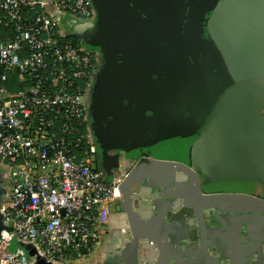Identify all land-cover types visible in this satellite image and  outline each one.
Returning a JSON list of instances; mask_svg holds the SVG:
<instances>
[{"label": "built area", "instance_id": "built-area-1", "mask_svg": "<svg viewBox=\"0 0 264 264\" xmlns=\"http://www.w3.org/2000/svg\"><path fill=\"white\" fill-rule=\"evenodd\" d=\"M55 10L95 17L91 0H0V28L13 32L10 38L0 32V163L8 193L2 208L13 228L0 234V264H34L10 250L14 237L51 263H77L99 251L119 220L112 210L122 199L123 177L94 165L87 104L98 56L60 40ZM9 71L35 84L10 91Z\"/></svg>", "mask_w": 264, "mask_h": 264}, {"label": "water", "instance_id": "water-1", "mask_svg": "<svg viewBox=\"0 0 264 264\" xmlns=\"http://www.w3.org/2000/svg\"><path fill=\"white\" fill-rule=\"evenodd\" d=\"M233 1L236 0H226L223 8L217 9L215 15L229 18L225 20L228 23L233 22L236 16H241V23L246 27L250 26L247 21L250 22L254 16H264L263 4L260 6L259 1L258 5L252 9V7L248 8L249 0H246L247 8L240 7V13H233ZM91 2L95 11L94 19L84 21L67 13L65 29L79 39L84 49L98 56L99 66L87 108L99 155L117 166L119 164L117 157L108 155L110 151H114L112 146L114 141L130 144L129 150L138 149L135 158L138 157L139 161L126 172L121 185V207L126 214L132 234L129 249H132L131 256L134 259L127 264H141L137 253L143 240L154 242L149 244L152 253L155 252L156 247L158 248V260L151 264H214L217 261L208 249L206 243L208 234L205 231L201 234L200 252L180 250L177 247V238L174 233L179 234L180 239H186L187 234L184 229L178 227L175 218L170 219L166 216V211L171 209L172 197H175L176 201L183 202L182 210L193 207L198 212L200 227H204L206 210L228 211L233 212V218L236 219L233 220L234 224L242 227L243 234L246 233L252 239L254 228H256L262 229L261 233L264 237V197L248 192L206 193L202 190L201 176L195 168L184 162L163 158L157 150L153 152L154 145L163 140L167 133L172 136L170 127L177 120L163 108L167 97L172 94V91H169L172 85L166 80L158 86L155 84L149 86V83L143 82L146 77L152 78L157 74L156 66L161 69L164 59L168 60L166 63L172 65L170 75L173 79L174 60L171 55L175 49L171 47V39L169 41V37L165 38L162 35L163 30L170 29L169 25L172 23L170 21L172 0H91ZM59 27L63 28L62 22L59 23ZM165 39L166 43H164ZM238 39L224 40L223 43L225 49L231 50L232 55H235L237 64V67L233 66L232 70L226 72V76L229 80L235 78V81L247 84V88H241L240 94H237L240 101L245 103L238 102L236 105L253 104L255 114L264 122V118L259 116V112L264 108V72L258 65L259 57H264V21L259 17L255 27H252L251 31L246 29ZM240 67L250 69L251 72H245ZM210 79L213 81L212 78ZM213 85L212 83L205 90L210 109L213 105ZM109 88L111 91L107 92ZM196 88L199 86L197 85ZM249 92H251L250 96ZM155 104L160 106L161 111L157 118L153 116L154 118L148 119L145 111L154 112ZM223 115L224 121L216 114L217 120L211 123L216 130L219 128L223 131V128L226 129L234 121L232 112L227 114V109L223 110ZM237 118L238 116L235 119ZM150 120L153 121L152 126L149 124ZM101 122H104L105 128L99 129ZM242 122L245 123L243 119ZM190 123H192L191 120ZM259 125L264 127V124L260 122ZM246 133L248 134L245 138L248 139L250 133ZM113 135L115 137L110 145L108 138ZM217 136L220 138L219 134ZM228 137L231 139L230 135ZM244 141L245 139L242 140ZM230 142V145L235 143ZM239 150L242 152L241 149ZM240 154L242 156V153ZM245 155L243 154V158ZM239 159L242 161V157ZM135 183H142L151 191L161 183L166 193L171 195L167 199V205L158 202L155 214L148 219L145 218L144 211L136 207L132 192V186ZM6 193L7 189L3 185L0 173V234L3 230L10 232L13 230L12 226L4 224L2 203ZM177 212L179 211L175 213ZM212 218L216 222L221 221L216 215ZM10 250L23 251L34 264H54L40 256L37 247L20 241L16 237L11 240Z\"/></svg>", "mask_w": 264, "mask_h": 264}, {"label": "crops", "instance_id": "crops-1", "mask_svg": "<svg viewBox=\"0 0 264 264\" xmlns=\"http://www.w3.org/2000/svg\"><path fill=\"white\" fill-rule=\"evenodd\" d=\"M258 1L260 6L263 4L262 10L264 11V0H249L248 8L252 7V9H254L258 5ZM225 3L226 0H224V2L217 9L221 10ZM232 3L234 4L232 10L233 13H240V7L247 8L245 6L246 0H236ZM53 15L58 22V26L60 22L63 24V28L59 27V32L65 36L75 37L68 33L69 30L67 32L65 29L67 28L66 21L68 20V14L59 10H55ZM215 16L216 19L212 21V26H215L218 23L219 27H221L219 29L220 33L218 35L224 40H237L241 34L245 33L246 29L251 31V28L255 27V23H257L259 17L262 19V21H264V16L262 17L257 15L254 16L250 22L249 20L247 21L250 26L246 27L241 23V16H236L233 18V22L230 23L225 21L229 19L225 16L221 17L219 14ZM243 28L246 29L242 30ZM210 31L211 29H209V32ZM212 32L217 34L213 29ZM75 38L79 41L77 37ZM224 56L231 58L230 60L227 58V64L229 67L228 69L226 66L224 67L225 70H217L215 67H206L203 71L205 75V90L208 86L212 85V83L214 84L213 105H211L210 109L208 99L206 101L208 105L206 111L208 112L209 110H212L214 115L217 114L219 119L224 121L225 117L223 115V110L227 109V114L232 112V118L234 121L231 122V124L227 126L226 129L223 128L222 131L219 130V128L216 130L211 124L213 121L210 123L207 120L204 127L197 129L201 136L205 137L206 140L205 144H202L200 152H196L195 155L201 163L200 168L202 179L206 184H208V186L213 185V183H217L218 185L220 184V186L225 185L221 186L223 187L221 189L222 191H233L239 193L248 192L264 197V127L259 125V122L262 124H264V122H262L255 114V111L253 110V104L248 103V105L246 104L244 106L239 105L241 102L245 103V101H240L241 99L237 94H240L241 88H247V84L245 82L240 83L239 81H235V78H233V80L227 79L226 72L232 70V67L236 66L237 64L235 55H232L230 51L225 52ZM259 61L260 62L258 65L264 72V57H259ZM240 69H243L245 72H251L250 69H246L245 67H240ZM210 78H212L213 81H211ZM250 95L251 92H249V96ZM238 102L239 104L236 105ZM236 116H238V121L235 119ZM259 116L264 118V108H262L259 112ZM242 119L245 121V123L242 122ZM184 127L185 126H182L181 131L178 132L173 138L171 137L170 133H167V135H165L164 142L163 140L158 141V143H156L153 147L154 151L153 149L152 151H159L163 155V158L179 160V157H171L169 152L171 148L177 145L174 144L177 142V139L180 141V138L184 137ZM218 131L219 135H223V141L217 136ZM246 132L250 133L248 139L245 138V135L248 134ZM229 135L231 136V139L228 137ZM114 137L115 135L108 138L110 145ZM225 139L229 140V145L231 143L230 141L235 142L230 146L231 148L226 147L227 142L224 141ZM244 139L245 141L242 142ZM112 146H114V151H110L109 153H115V155L113 154V157H117L116 159H118V161L121 159V157L123 158L125 156L135 157L136 153L138 152V149H135L134 151L129 150L131 145L128 143H117L114 141ZM174 148H176L179 152L184 151L181 149L183 146L181 148ZM239 149H241L242 152H240ZM109 153L108 155H110ZM240 153H242V156ZM243 154H246L247 156L245 155L243 158ZM241 157L242 161L239 159ZM102 159L105 160L104 158ZM109 162H111L113 167H115L114 162ZM97 168H102L100 167V162L97 163ZM105 172L113 177V171ZM148 185L150 186V183H148ZM226 185L229 187H226ZM133 190L139 191L138 193H140V191L143 193L146 190V195L143 196V199H138L139 197H137V199H135V203L138 208H143L145 218L147 219L155 214L158 202H161L165 205L168 201V197L171 196L169 195L170 193L167 194L165 189L162 188L161 183L157 185L155 189L153 188L152 191L149 190L147 186L142 185V183H135L133 185ZM215 212L216 211L213 209L205 211V223L209 232L212 234L208 240L211 247L216 246V254H211L215 259H217L214 264H264V237L261 233L262 229L254 228V234L251 239L246 233H242L243 229H241L242 227L240 225L235 226L233 220L236 219L233 218V212H223L220 210H217V213L219 217L222 218L221 221H224V223L218 225L215 228V226L212 224V217ZM166 216L170 219H174V217L171 216V212H168ZM178 217V227L183 229L186 218L181 219L180 216ZM120 220L122 221V219ZM194 223L196 224V221ZM118 224H121V222L118 221ZM131 239L132 237L123 235L119 228H113L108 231L102 246L100 247L99 251L94 254V256H90L74 264H127L133 259L131 256L132 249H129Z\"/></svg>", "mask_w": 264, "mask_h": 264}, {"label": "flooded vegetation", "instance_id": "flooded-vegetation-1", "mask_svg": "<svg viewBox=\"0 0 264 264\" xmlns=\"http://www.w3.org/2000/svg\"><path fill=\"white\" fill-rule=\"evenodd\" d=\"M223 2L224 0H172V11L170 17V21L172 23L169 25L170 29L163 30L162 35L165 38L169 37V41L171 39V47L175 49V52L171 55L172 59L174 60L173 79L170 75V68L172 65L166 63L167 59L162 60L163 63L161 69H159V66H156V68H158L156 75H154L152 78L146 77L145 80L147 82L143 79V82L149 83V86H151L152 84L158 86L160 85V83L165 82V80L168 81L170 85H172L169 88V91H172V94L170 95V97H167L168 99H166L165 105L163 106L164 109L170 112L174 119H177L175 121L176 123H172L170 127V131H172V138L181 131L182 126H186L187 124H189L190 120L192 121V124L195 125L193 129H195L197 136L200 134L197 129L204 127L207 120L210 123L217 120L212 110H209L208 112L206 111V108L208 107L206 102L208 100V96L205 94V75L203 71L206 67H215V69L217 70H225V66L227 67V69L229 68L227 62L228 59L230 60L231 58L225 57L224 54L228 51L231 52V50L227 51L225 49L223 45L224 39L220 38L218 35L220 33L219 29L221 28L219 27L218 23L215 26H212V21L216 19L215 11ZM209 29H211L210 32ZM212 29L215 30L217 34L213 33ZM166 42L167 40L165 39L164 43ZM162 46L164 45L162 44ZM197 85L199 86V88H196ZM163 89L164 87L161 89V92H163ZM110 91V88L107 89V92ZM154 106V112H152L151 109V111L149 112L145 111L148 119L150 117L154 118L153 116L157 118L158 114L161 111L158 104H155ZM146 110H148V108ZM100 124L101 125H99V129L105 128L104 122H101ZM149 124L152 126L153 121L150 120ZM172 126L174 128H172ZM187 138L182 137L180 138V141L179 139H177V142L174 143L177 145L174 147L181 148L183 146V148L181 149H183L184 151L180 152L179 155L184 153L188 158V161H191L190 153L186 150V148H184L185 145L188 144ZM191 138V144L189 143L190 145L188 147H192L194 145L196 136L192 134ZM220 139L223 141V135H220ZM164 140L165 138L163 139V142ZM224 141L227 142L226 147H230L232 145H229V142L227 140ZM109 154L110 156H113V154L115 155V153ZM102 158L103 157L99 155V152L97 150L95 153L94 165L97 166V163L100 162V167L104 168L105 171H113V177H123L122 183L126 177V172L131 170L139 161L138 157L135 158L125 156L123 158L121 157V159L118 161L119 164L113 167L111 162H109L108 160H104L103 162ZM182 159L177 161L184 162ZM193 159L195 162L198 161L195 164L198 167H201V163L199 162L200 160L196 155H193ZM198 174L201 176V186L204 192H225L221 190L223 188L221 186L225 185L220 186V184L218 185L217 183H213V185L208 186V184H206L202 179V174L199 172ZM132 192L134 195V200L137 199V197H139L138 199H143V196L146 195V190L143 193L142 191L138 193L139 191L133 190V186ZM174 198L175 197H172L170 201V204H172L171 209H168L166 211V215L168 212H171V216L176 220L179 218L178 216H180L181 219L186 218L183 229L186 232L185 234H187L185 237L186 239H180V235L174 233V235L176 236L175 238H177V247L180 250H193V252H195L194 250H196L195 253L200 252V249L202 248V246L200 245L202 242L201 234L202 231H205L208 234L206 241V243L208 244V249L211 254H216V246L211 247L208 240L212 234L211 232H209L205 222L204 227H200L201 222L197 216L198 212L193 207L182 210L184 208V206H182L183 202H179L178 200L176 201ZM121 201L119 202V204L114 205L112 210L113 217L119 218L118 221L121 222V224L114 223V225L109 230L113 228H119L120 232L123 235L132 237L126 214L121 207ZM136 207L138 208L137 205ZM138 210L141 211L143 210V208H138ZM176 211L179 212L175 213ZM214 215L219 217L217 211ZM120 219H122V221ZM221 219L222 218H220V220ZM195 221L196 224L194 223ZM222 223H224V221L216 222L214 219L212 220V224L215 226V228ZM150 243L154 244V242L152 241L143 240L141 242V245L138 247L137 257L141 264L156 263L158 260V248L156 247L155 252L152 253L150 249L151 247L149 245Z\"/></svg>", "mask_w": 264, "mask_h": 264}, {"label": "rangeland", "instance_id": "rangeland-1", "mask_svg": "<svg viewBox=\"0 0 264 264\" xmlns=\"http://www.w3.org/2000/svg\"><path fill=\"white\" fill-rule=\"evenodd\" d=\"M194 126L195 125H193L192 123H189V124H187L185 127H184V129H183V133H184V137H188L187 138V140H188V144H186L185 145V148H186V150L190 153V155H191V161H188V158L186 157V155L184 154V153H182L181 155H179L180 154V152L179 151H177V149L176 148H171V150H170V152H169V155L171 156V157H179L180 159H182V158H187V159H182L186 164H188V165H190V167H193V168H196V172L198 173H201V168L200 167H198L195 163H197V162H195L194 161V159H193V155H195L196 154V152H200V148H201V146H202V144L205 142V140H206V138L205 137H203V136H201V134H199L198 136H197V133H196V131H195V129H193L194 128ZM192 134H194V136H196V139H195V141H194V145L192 146V147H188L190 144H191V136H192ZM183 137V138H184ZM186 140V141H187ZM190 143V144H189ZM179 159V160H180ZM200 162V161H199ZM4 166L0 163V173H2L3 171H4ZM202 174V173H201ZM226 187H229L228 185H226ZM8 197V193H6V195H4L3 196V200H6V198ZM3 206H4V204H3ZM96 254V253H95ZM92 256H94V254L93 255H91V257Z\"/></svg>", "mask_w": 264, "mask_h": 264}, {"label": "trees", "instance_id": "trees-1", "mask_svg": "<svg viewBox=\"0 0 264 264\" xmlns=\"http://www.w3.org/2000/svg\"><path fill=\"white\" fill-rule=\"evenodd\" d=\"M0 32L4 35V37H13V32L11 31V26H2L0 28ZM60 38L61 41H63L64 43H66V45H71V46H79L80 42L75 38V37H71V36H65L62 35L61 33L57 34ZM3 70L0 71V73H2ZM35 80L36 78H33L32 80H29L27 82H23L20 80L19 78V74L14 71V72H10L9 71V79L7 82L8 85V89L10 91H18L20 89H22L25 86L28 85H33L35 84ZM82 85L84 84V81L80 82ZM87 147L86 142L83 141L80 144V149H78L79 151H81V153L83 152V149H85Z\"/></svg>", "mask_w": 264, "mask_h": 264}]
</instances>
